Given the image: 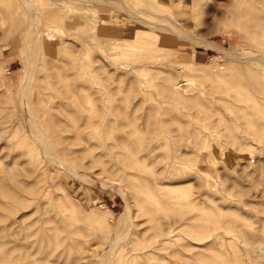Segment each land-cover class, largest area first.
I'll return each instance as SVG.
<instances>
[{
  "label": "rangeland",
  "instance_id": "374dc122",
  "mask_svg": "<svg viewBox=\"0 0 264 264\" xmlns=\"http://www.w3.org/2000/svg\"><path fill=\"white\" fill-rule=\"evenodd\" d=\"M10 168L0 264H264V0H0Z\"/></svg>",
  "mask_w": 264,
  "mask_h": 264
},
{
  "label": "bare ground",
  "instance_id": "6f19581e",
  "mask_svg": "<svg viewBox=\"0 0 264 264\" xmlns=\"http://www.w3.org/2000/svg\"><path fill=\"white\" fill-rule=\"evenodd\" d=\"M121 2V1H120ZM124 2V1H123ZM29 3V2H28ZM124 4V3H123ZM126 5V4H125ZM125 7V6H124ZM126 8V7H125ZM124 9V8H123ZM133 16V15H132ZM32 20V19H31ZM34 20V18H33ZM48 27V26H47ZM49 34H50V29L49 28H45V34L43 35V46H47V45H50V44H53V41L50 40L49 38ZM90 39V38H89ZM93 40V39H92ZM137 42H133V43H127V45H132V46H135L137 45L136 44ZM30 44V43H29ZM88 44V43H87ZM28 45V44H27ZM213 45V44H212ZM29 46V45H28ZM86 46V45H84ZM90 47V46H89ZM30 48V47H29ZM54 49V48H53ZM28 50V49H27ZM34 54V53H33ZM46 54V53H45ZM53 54V53H52ZM54 56V55H53ZM27 59H25V61L23 62V65L25 66V68H28L29 67V63H30V58H29V55L26 56ZM38 58V57H37ZM149 60V59H147ZM37 61V59H36ZM153 60H149V62H151ZM35 62V61H33ZM33 64V63H32ZM44 66V65H42ZM24 68V67H23ZM24 68V69H25ZM25 75V73H24ZM20 91L22 93V100L23 103H24V106H25V109H26V113H27V119L24 121L25 123H27L28 125L31 126V130L33 131V133L36 134V140L39 141L40 143H42L45 147H50L52 149V151L54 152V158L57 160H60V161H63V159L60 157L59 153L52 147L50 146V136L47 134V131L45 130L44 128V124H43V121L40 119L41 116L39 114H36L33 110H32V106H31V101L29 100V89H28V86H22L20 87ZM20 93V94H21ZM21 97V96H20ZM247 115V114H246ZM250 115V114H248ZM177 121V120H176ZM20 123V122H19ZM176 123V122H175ZM177 124V123H176ZM180 125H182V123H179ZM179 125V127H180ZM179 128L177 127L176 131L178 130ZM165 133H167V131H163ZM261 134V133H260ZM135 152V151H134ZM131 154V153H130ZM137 155H138V151H137ZM130 156V155H129ZM133 156V154H132ZM135 156V155H134ZM136 157V156H135ZM134 157V158H135ZM131 158V156L129 157ZM137 159V158H136ZM131 160H134V159H130ZM135 161V160H134ZM42 162V161H41ZM136 162H139V160ZM40 163V162H39ZM133 163V162H131ZM70 166V165H69ZM44 167V166H43ZM73 167V166H72ZM75 168V167H74ZM43 169V168H42ZM15 171V170H14ZM14 171L10 168L8 169L7 173L4 175V176H0V188L3 192H10L11 193V182L13 183L14 180H16V173H14ZM73 171V170H72ZM75 173L76 170L74 169ZM42 172V171H41ZM38 176V175H36ZM20 181V180H19ZM18 182V180H17ZM23 183V182H22ZM25 184V182H24ZM23 185V184H22ZM29 185V183H28ZM59 185H61V183H59ZM27 189V187H26ZM15 191V189H14ZM17 194V193H16ZM16 196V195H15ZM47 197V195H44V197ZM19 197V196H18ZM45 197V198H46ZM39 198H43V195H39L37 199ZM46 206V204H42V208L44 209V207ZM65 208H66V205H64ZM105 254H107L105 252ZM106 258L108 257V255L105 256ZM104 260H106L104 258ZM109 260V257L108 259ZM106 260V261H107ZM108 262V261H107ZM107 264V263H106Z\"/></svg>",
  "mask_w": 264,
  "mask_h": 264
}]
</instances>
